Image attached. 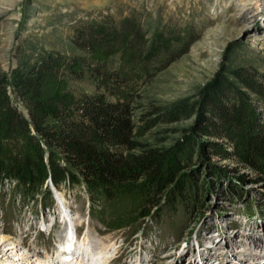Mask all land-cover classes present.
I'll return each instance as SVG.
<instances>
[{"label": "rangeland", "instance_id": "rangeland-1", "mask_svg": "<svg viewBox=\"0 0 264 264\" xmlns=\"http://www.w3.org/2000/svg\"><path fill=\"white\" fill-rule=\"evenodd\" d=\"M101 27L106 30L95 45L107 48L117 61L137 55L152 66L151 75L138 85L141 112L149 105L193 107L187 117L157 123L140 141L189 147L187 168L178 176L191 179L187 195L194 204L178 200L169 205L178 180L155 194L158 209L137 219L141 205L132 211L134 201L127 195H97L95 207L100 209H93L92 217L103 229L100 233L106 232L101 242L109 246L102 247L97 264L112 263V255L115 264H135L133 259L136 264H264V172L235 155L222 157L214 151L213 143L230 151L233 144L207 131L204 97L209 86L225 90L227 97L243 94L264 125V101L244 77L234 74L264 76V0H0V93L14 72L44 53L93 57L86 35ZM76 86L94 91L91 84ZM6 89L27 113L15 88L9 84ZM49 180L43 190L48 182L56 188L63 218L70 217L69 200L87 215L90 194L85 185L68 190ZM18 184L0 182V264H55L49 248L41 249L52 245L58 227L50 236L39 231L58 209L56 203L43 207L48 193L26 195ZM124 216L130 220H121ZM82 226H88V235L92 228L102 230L85 220ZM23 239L37 249L21 244ZM89 260L83 257L81 264Z\"/></svg>", "mask_w": 264, "mask_h": 264}, {"label": "trees", "instance_id": "trees-1", "mask_svg": "<svg viewBox=\"0 0 264 264\" xmlns=\"http://www.w3.org/2000/svg\"><path fill=\"white\" fill-rule=\"evenodd\" d=\"M104 29L86 35L93 57L44 53L7 79L0 93V182L18 180L31 194L50 177L55 185L84 183L95 199L125 194L134 201L132 211L141 205L137 219L158 209L155 194L178 180L169 205L187 200L192 207L187 195L191 179L178 176L187 168L189 147L182 142L157 146L140 138L162 120L189 116L193 107L149 105L141 112L138 85L151 75L152 66L137 55L117 61L107 48L95 45ZM238 71L235 76L244 77L264 101V76ZM82 83L94 91L76 86ZM9 84L25 101L27 113L7 94ZM217 88L209 86L204 95L207 131L229 139L233 149L213 143L214 151L222 157L235 155L264 172V125L256 120V110L243 94L228 98Z\"/></svg>", "mask_w": 264, "mask_h": 264}, {"label": "bare ground", "instance_id": "bare-ground-1", "mask_svg": "<svg viewBox=\"0 0 264 264\" xmlns=\"http://www.w3.org/2000/svg\"><path fill=\"white\" fill-rule=\"evenodd\" d=\"M62 204H63V203H62ZM78 225H79V224H78ZM89 234H90V235H88V234L85 232V238L83 239V242H84V243H85L86 240L89 239V238H90V241L93 242V237L91 236V233H89ZM3 238H4V237H3ZM1 239H2V238H1ZM6 239H8V238H6ZM6 239H5V240H6ZM102 240H103V239H102ZM72 242H73V240L69 241L68 244H69V245H72ZM17 245H18V244H17ZM17 245L15 244V246H17ZM99 245H100L99 247H100L101 249H102V247H103L104 249H107V248L109 247V246H108L107 244H105L104 242H101V244H99ZM107 246H108V247H107ZM119 249H120V248H119ZM88 251H90V250H88ZM90 253H91V252H90ZM88 258L91 259V260L94 259V257H92V258L87 257V256L85 257V259H88ZM96 258H97V257H96ZM1 259H4L6 262L9 260V258H5L4 256H3ZM21 259H28V258L22 256ZM112 260H113V262H112V263H109V264H115V262H114L115 260H114V259H112ZM112 260L110 259L109 261H112ZM5 261H4V262H5ZM6 262H5V263H6ZM81 262H83V254L81 255V259L78 260V264H81ZM84 263H85V262H84ZM62 264H65V263H62ZM217 264H230V263H229V262H224V263H223V262L220 261V263H217Z\"/></svg>", "mask_w": 264, "mask_h": 264}]
</instances>
